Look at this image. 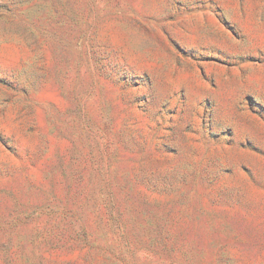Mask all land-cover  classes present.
Segmentation results:
<instances>
[{
    "label": "rangeland",
    "instance_id": "1",
    "mask_svg": "<svg viewBox=\"0 0 264 264\" xmlns=\"http://www.w3.org/2000/svg\"><path fill=\"white\" fill-rule=\"evenodd\" d=\"M0 264H264V0H0Z\"/></svg>",
    "mask_w": 264,
    "mask_h": 264
}]
</instances>
